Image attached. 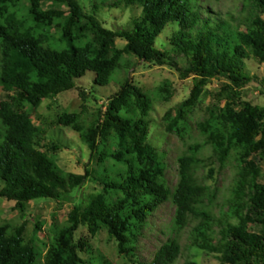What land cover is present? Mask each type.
<instances>
[{
    "label": "trees",
    "instance_id": "1",
    "mask_svg": "<svg viewBox=\"0 0 264 264\" xmlns=\"http://www.w3.org/2000/svg\"><path fill=\"white\" fill-rule=\"evenodd\" d=\"M122 5L142 8L133 32H115L97 17L101 7ZM263 16L264 0H243L238 17L202 0H100L92 12L80 0H0V198L14 202L22 220L20 226L0 224V264H110L100 254L82 257L101 228L135 264L149 219L166 203L175 207L174 236L151 264H174L187 228L190 250L220 264H264V107L243 99L253 79L247 63H264ZM169 27L171 50L162 51L157 42ZM137 61L193 79L189 98L162 118L165 132L183 142L194 136L192 114L205 89L225 80L208 116L195 125L198 140L178 158L174 188L166 179V154L149 141L153 100L131 79ZM87 73L95 74V86L115 84L119 91L93 116L63 112L51 123L76 132L89 149L94 165L77 175L60 168L62 145L41 144L46 132L32 118L44 101L75 90ZM155 94L169 102L172 85L165 81ZM82 98L87 101L85 92ZM228 167L236 175L220 200L207 181ZM89 181L99 192L74 204L64 223L53 214L45 250L37 247L40 238L27 237V205L73 202L72 194ZM84 227L88 236L78 238ZM41 230L37 222L35 234Z\"/></svg>",
    "mask_w": 264,
    "mask_h": 264
},
{
    "label": "rangeland",
    "instance_id": "2",
    "mask_svg": "<svg viewBox=\"0 0 264 264\" xmlns=\"http://www.w3.org/2000/svg\"><path fill=\"white\" fill-rule=\"evenodd\" d=\"M87 12H92L94 4L100 0H80ZM211 6L215 12L227 14L234 13L237 17L240 16L243 7V0H202ZM256 12V10H253ZM142 16V8L133 5L129 8L122 5L117 8L110 9L109 6L101 7L97 15L98 19L105 22V26L115 32H133L134 26ZM264 19V16H263ZM174 31L173 27H169L164 34L159 38L157 47L162 51H170L171 46L169 39ZM126 42L120 39L117 40L118 48H123ZM175 57V56H174ZM176 61L181 67H186V62L183 58H176ZM247 69L252 82L243 91L244 101L264 107V63L257 60H252L247 63ZM95 74L87 73L84 78L77 82V88L71 92L61 94L55 99L46 100L42 106L33 113L34 122L41 126L46 132V136L41 144L51 142L62 145V151L56 154L60 168L66 173L84 175L87 165H94L89 149L82 143L79 135L69 128H62L51 124L57 120V117L63 112L79 113L86 111L88 116H93L100 109L105 110V106L109 99L119 91V87L115 84L109 87L95 86L93 81ZM131 79L134 84L143 89L149 94L153 100V111L150 114V143L166 154L167 172L166 179L171 188H174L178 183V158L186 149V145L198 140L195 125L204 121L208 116V108L213 104V95L216 94L225 80H214L206 89L205 95L202 97L200 104L192 114V126L194 136L188 137L185 142L181 141L176 135L168 134L163 128L162 118L165 113L180 103L187 100L193 89V79H183L177 70L169 66L149 65L142 61H137V65L132 71ZM165 81L172 85L173 97L169 102H162L156 97L157 88ZM93 89V90H92ZM82 92L88 96L86 102L82 98ZM3 94H1L2 96ZM0 96V97H1ZM42 116L44 122H39L38 118ZM1 143V140H0ZM205 157L208 153L204 154ZM218 170V166H216ZM235 170L233 167H228L224 171H217L215 180L207 181L214 191L217 192L219 199H224L228 196L229 190L235 178ZM2 183L0 181V189ZM99 188L92 182H88L86 187L80 193H73V202H64L58 204L55 201L40 199L29 203L27 218V237H38L37 247L45 250L43 237L47 234L53 214L56 213L59 223H64L67 220V215L71 211L74 204L86 199L88 195L96 194ZM19 211L15 210V203L8 202L0 198V224L10 222L15 226H20L22 220L18 216ZM175 214V207L171 203L162 205L149 219V227L144 231L141 237L135 264H151L156 252L168 240L173 237L172 221ZM37 222L41 225V231L35 234ZM187 228L179 236V243L183 249L182 256L176 260L174 264H184L188 260L197 262L198 264H220L213 256H209L202 251L188 248L189 230ZM87 229L81 228L78 233V238L87 237ZM100 254L105 261L110 264H132L128 260L122 258L119 254L117 243L109 235L106 228H101L98 235L91 239L89 248L82 254L84 260L88 261L93 255ZM42 263V262H41ZM40 264V263H39Z\"/></svg>",
    "mask_w": 264,
    "mask_h": 264
}]
</instances>
